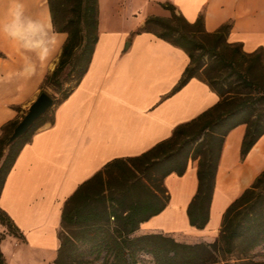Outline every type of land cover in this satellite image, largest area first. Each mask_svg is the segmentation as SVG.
I'll return each instance as SVG.
<instances>
[{
	"label": "crops",
	"instance_id": "1",
	"mask_svg": "<svg viewBox=\"0 0 264 264\" xmlns=\"http://www.w3.org/2000/svg\"><path fill=\"white\" fill-rule=\"evenodd\" d=\"M167 3L188 22L202 14L207 32L229 24L228 43L246 53L261 48L264 58V0H98V37L85 73L54 106L52 121L21 147L0 190V210L20 233L18 248L30 264L56 258L64 202L82 182L114 158L147 151L219 100L198 77L177 87L189 64L186 52L136 31L150 16H171ZM51 27L48 0H0V77L8 78L0 84V126L15 118L5 105L37 95L55 66L66 33ZM245 131L239 124L225 136L203 228L187 216L198 185L197 162L190 160L183 174L164 177L165 207L134 234L213 241L227 206L264 170V133L241 158Z\"/></svg>",
	"mask_w": 264,
	"mask_h": 264
},
{
	"label": "trees",
	"instance_id": "2",
	"mask_svg": "<svg viewBox=\"0 0 264 264\" xmlns=\"http://www.w3.org/2000/svg\"><path fill=\"white\" fill-rule=\"evenodd\" d=\"M162 5L171 11V16H150L143 26L144 31L153 32L188 55L189 64L177 87L198 77L208 83L219 100L196 118L177 125L170 137L147 151L114 158L82 182L64 202L57 256L50 264L74 261L77 242L86 245L94 258H110L109 264H137L140 252L152 255L155 264H222L218 259L221 255L236 251L240 255L237 259H241V255L264 244V170L227 206L213 242L188 244L161 233L134 234L141 222L159 213L166 205L168 195L162 197L156 191V181L172 172L183 174L190 160L197 162L198 185L187 206V216L191 225L203 228L209 218L225 136L237 125H246L240 148L243 158L264 133V86L249 78L262 54L261 48L246 53L239 44L226 41L229 24L207 32L202 14L194 22H188L175 15L172 5ZM48 8L54 32H63L67 36L55 68L43 82L57 83L58 76L70 65L75 74L74 87L85 73L97 41L98 0H48ZM177 19L180 22H174ZM153 24L160 25L162 30H152ZM1 57H4L2 52ZM248 61L251 63L243 66ZM73 87L65 90L62 99ZM47 111L7 149L4 143L18 120L0 126V132H3L0 134V190L21 147L36 129L52 121V117L47 118ZM125 173H129L126 176L133 175L131 184H127ZM135 185L148 189V196L131 198L129 189ZM13 227L17 231L14 224ZM10 233L20 234L11 230ZM0 264H7L1 250Z\"/></svg>",
	"mask_w": 264,
	"mask_h": 264
},
{
	"label": "rangeland",
	"instance_id": "3",
	"mask_svg": "<svg viewBox=\"0 0 264 264\" xmlns=\"http://www.w3.org/2000/svg\"><path fill=\"white\" fill-rule=\"evenodd\" d=\"M175 15L177 17L181 16L176 11H175ZM169 17L170 16H166L165 18H169ZM50 20H51V18H50ZM174 22L178 23L180 21L177 19ZM51 28H52V31H54L53 27H51ZM144 29H145L144 26L141 25V26L137 27L136 31L137 32L144 31ZM151 29L155 30V31H160V30H162V27L160 25L153 24V25H151ZM97 32H98V30H97ZM66 36H67V34H66ZM76 52H78V50H76ZM58 58L56 60L55 66L58 62ZM258 59H259L258 62L252 68L251 74H249V78L254 80V81L259 82L262 86H264V58H263V55L261 53H260ZM204 60L205 61L207 60L206 56H204ZM247 63H251V62L250 61L244 62L243 66H246ZM55 66L53 67V69L55 68ZM52 70L50 71V73L52 72ZM74 75L75 74L71 70V66L67 65L64 68V70L61 72V74L58 76V82L57 83L42 82V84L40 86V91L47 92L54 100L53 105L47 111V118L52 117L53 108L62 99V95L65 92V90L69 87L70 88L73 87ZM7 81H8V78H5V77L1 78L0 77V84L5 83ZM37 95L27 96V97H24L20 101L8 102L5 105L6 107H10L15 111V118L13 120L19 121L22 118V116L27 111L28 106L30 105V103L34 100V98ZM16 97L17 96H12L11 98H16ZM4 114H5V111L0 109V117ZM6 122H4V123H6ZM6 129L8 130L9 126H7ZM2 133L0 132V134H2ZM128 174L125 173V176ZM126 177L128 178L127 184H131V182L134 181L133 175L130 174V176H126ZM155 184H158L157 187H156V185H154L155 186L154 188L156 189V191L162 197H166L167 192L164 189L163 180L156 181ZM129 190H130L131 198L144 197V196H148V194H149L148 189H145L144 187L142 188L139 185L138 186L137 185L131 186ZM218 204L219 203L216 202L215 207L218 206ZM10 230L13 232L15 231L17 233V231L13 227V223L8 221L6 215H4V213H2V211L0 210V250L2 251V253L5 257L6 262L8 264H30L31 262H28L26 256H24V254H22L20 252V248H18V247H20L19 244L21 243L22 240L20 239V237H16V236L12 235L10 233ZM218 233H219V231H218ZM218 233H217V236H218ZM162 235H164V234H162ZM164 236L171 237L169 235H164ZM217 236L215 237V239L217 238ZM213 241H206L203 239V240H199L196 243L213 242ZM183 243H185V242H183ZM188 244H195V243H188ZM76 246H77V251H76L77 257L72 262L67 261L69 264H109L110 258L103 259L102 256L94 258L93 255L89 254L86 245H84L80 242H77ZM236 248H237L236 246H233L234 250H236ZM241 256H242L241 259H237V257H240V255L238 254V252L233 251L232 253H227V254L221 255V257H219L218 259H220L222 264H233V263L264 264V244L257 245L256 247H254L253 249L249 250L247 253H245ZM137 261H138L137 264H155L152 255L142 253V252H140L138 254Z\"/></svg>",
	"mask_w": 264,
	"mask_h": 264
},
{
	"label": "water",
	"instance_id": "4",
	"mask_svg": "<svg viewBox=\"0 0 264 264\" xmlns=\"http://www.w3.org/2000/svg\"><path fill=\"white\" fill-rule=\"evenodd\" d=\"M53 102V98L47 92L40 91L28 106L25 114L13 127L4 143V148L7 149L16 139L25 134L34 121L53 105Z\"/></svg>",
	"mask_w": 264,
	"mask_h": 264
}]
</instances>
